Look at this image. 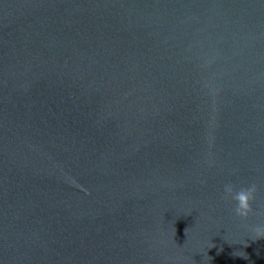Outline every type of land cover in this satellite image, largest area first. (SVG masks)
Here are the masks:
<instances>
[{
	"label": "water",
	"instance_id": "95a60500",
	"mask_svg": "<svg viewBox=\"0 0 264 264\" xmlns=\"http://www.w3.org/2000/svg\"><path fill=\"white\" fill-rule=\"evenodd\" d=\"M258 227L264 0H0V264H264Z\"/></svg>",
	"mask_w": 264,
	"mask_h": 264
},
{
	"label": "clouds",
	"instance_id": "9594fccd",
	"mask_svg": "<svg viewBox=\"0 0 264 264\" xmlns=\"http://www.w3.org/2000/svg\"><path fill=\"white\" fill-rule=\"evenodd\" d=\"M257 192V186L255 184H249L237 188L232 183H226L223 186V196L226 199H230L234 203L232 209L233 214L236 217L246 220L253 212L252 202L255 199ZM257 232L264 233V229L257 228ZM264 237V235L260 236ZM259 237V238H260Z\"/></svg>",
	"mask_w": 264,
	"mask_h": 264
}]
</instances>
